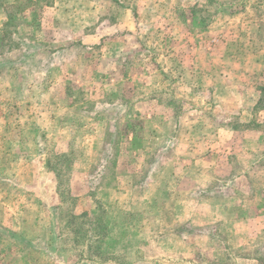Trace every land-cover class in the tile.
<instances>
[{
  "label": "rangeland",
  "instance_id": "1",
  "mask_svg": "<svg viewBox=\"0 0 264 264\" xmlns=\"http://www.w3.org/2000/svg\"><path fill=\"white\" fill-rule=\"evenodd\" d=\"M0 2V264H264V0Z\"/></svg>",
  "mask_w": 264,
  "mask_h": 264
},
{
  "label": "crops",
  "instance_id": "2",
  "mask_svg": "<svg viewBox=\"0 0 264 264\" xmlns=\"http://www.w3.org/2000/svg\"><path fill=\"white\" fill-rule=\"evenodd\" d=\"M10 5H11V3L6 4L5 2H0V28L3 26L4 22H6L8 20L9 16H8L7 10H8V7ZM6 17H7V20H6ZM6 50H8V49H6ZM19 63L13 62L12 58H7V57L3 56L2 59L0 58V70H2L3 67H4V69H6L8 64L20 65ZM21 64H22V66H24L25 68H27L29 70V68L31 66H33L34 64L36 65V61L31 60V58L29 59V57H28L26 60H22ZM61 153H63V152H61ZM63 156H65V155L63 154L62 157ZM65 158L66 157H64V159ZM47 165H48V161H47ZM73 214L77 215V216L78 215L80 216L81 214H83V216H85L87 214V212L83 211V212L78 213V214H76V213H73ZM212 220H214V219L212 218ZM96 222H98L99 229H96L98 231H95L96 233L93 234V239L89 240L90 242L91 241L95 242L96 245L90 246V244H88V246H87L88 249L95 250L94 259H92V255L89 254L87 256V258L79 257V259H77L76 264L79 262H82L86 259H90V260H92V262L97 260L99 263H108L109 261L114 260L116 262V264H133L132 261L126 260L123 257L121 258L120 256H118V254H115V253H117V252H115V249L118 247H121V246H119L120 242L116 240V237H117V236H115V235H117L116 233L119 232L118 234H120L122 231L126 233L127 231L121 229L119 224L117 225L118 228L117 227L113 228V224L107 223L106 221H103V219L97 220ZM144 241L145 240H142V243ZM135 246H136V243H135ZM135 246H134V251H138V249H140L141 251L145 250V246H140L139 244L136 247ZM144 255L148 256L147 253H145ZM64 259H66V258H63V260Z\"/></svg>",
  "mask_w": 264,
  "mask_h": 264
},
{
  "label": "trees",
  "instance_id": "3",
  "mask_svg": "<svg viewBox=\"0 0 264 264\" xmlns=\"http://www.w3.org/2000/svg\"><path fill=\"white\" fill-rule=\"evenodd\" d=\"M263 101V97H260L257 104L258 103H261ZM264 107V106H263ZM62 156V155H61ZM61 156H58V158H60ZM81 216H83V214H81L80 216L78 215H74V214H71V215H68V221L67 222H75V220H78Z\"/></svg>",
  "mask_w": 264,
  "mask_h": 264
}]
</instances>
